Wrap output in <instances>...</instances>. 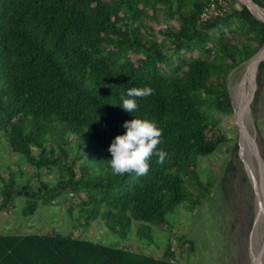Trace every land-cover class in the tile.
<instances>
[{
    "label": "trees",
    "instance_id": "1",
    "mask_svg": "<svg viewBox=\"0 0 264 264\" xmlns=\"http://www.w3.org/2000/svg\"><path fill=\"white\" fill-rule=\"evenodd\" d=\"M209 2L0 0V140L38 175L59 171L34 185L10 169L0 211L18 196L24 215L63 198L73 221L101 219L143 243L179 205L193 211L212 190L199 160L231 140L220 132L234 113L228 77L264 45V22L246 5L232 0L223 15L201 20ZM263 71L264 61L259 91ZM145 86L153 94L136 98L134 113L124 110L121 95ZM135 118L163 130L158 150L167 157L159 164L153 156L144 176L113 175L108 149ZM0 264L183 263L172 244L159 258L56 232L0 234Z\"/></svg>",
    "mask_w": 264,
    "mask_h": 264
},
{
    "label": "rangeland",
    "instance_id": "2",
    "mask_svg": "<svg viewBox=\"0 0 264 264\" xmlns=\"http://www.w3.org/2000/svg\"><path fill=\"white\" fill-rule=\"evenodd\" d=\"M247 63L235 68L229 75V88L233 103L245 98L242 78ZM247 73L246 83H249ZM264 75V71H263ZM258 94V97H257ZM244 96V98L242 97ZM257 97V99H256ZM234 113L223 116L221 133L230 136L228 143L222 144L212 155L201 158L198 170L203 179H210L212 190L196 208L191 211L179 205L169 214L167 226L153 227V241L141 242L134 235L125 241L118 233L110 230L107 224L99 219L89 225L79 224L70 219L66 210V201L61 198L51 204L41 203L33 215H24L22 209L26 198L18 196L15 204L0 211V234H63L73 233L107 245L127 244L131 248L155 257H162L168 244H172L178 261L183 264H252L257 248L264 239V221L256 227L257 206L254 187L248 178L245 163L240 158V133ZM247 128L256 137L264 158V86L256 91L251 104V111L246 119ZM247 159L256 175L258 166L248 149ZM23 155L14 152L0 140V203L1 190L10 178V169L16 173L20 184L28 182L38 185V178L54 180L58 170L52 173L36 170L23 162ZM22 171V173H21ZM259 232V240L254 245V232ZM192 240L194 248L190 249L188 241ZM188 243V244H187ZM256 246V247H255ZM262 264H264V257Z\"/></svg>",
    "mask_w": 264,
    "mask_h": 264
},
{
    "label": "clouds",
    "instance_id": "3",
    "mask_svg": "<svg viewBox=\"0 0 264 264\" xmlns=\"http://www.w3.org/2000/svg\"><path fill=\"white\" fill-rule=\"evenodd\" d=\"M153 91L150 86L128 89L127 98L121 95L123 109L134 113L138 109L136 98H147ZM122 127L127 130L126 133L117 135L108 149L111 153L109 164L113 175L144 176L149 172L153 156L158 157L157 163L165 162L167 153L162 149L158 150L163 130L155 121L135 118L126 121Z\"/></svg>",
    "mask_w": 264,
    "mask_h": 264
},
{
    "label": "water",
    "instance_id": "4",
    "mask_svg": "<svg viewBox=\"0 0 264 264\" xmlns=\"http://www.w3.org/2000/svg\"><path fill=\"white\" fill-rule=\"evenodd\" d=\"M238 1L246 5L249 8V10L260 21L264 22V12L260 10L263 8L255 0H238ZM262 61H264V45L259 49V51H257V53L253 57H251L249 60L244 62L247 63V67L244 76L242 78V87L246 95L242 108L239 111L237 110L235 111V116L240 133V139L242 135H245L251 141L253 147L254 158L258 166L259 182L255 183L254 180L252 182L253 183L252 185L255 191L257 217H258V212H260L262 214V218L264 221V158L261 153L259 144L257 143L256 137L251 134V132L247 128V125L244 122L246 112L249 113L251 111V104L255 98L256 91L258 89L257 75H258L259 65ZM247 73H250V80L248 85L246 83ZM233 106L235 109L236 106L234 103ZM240 139H239V148L241 151ZM240 158L242 159L241 154H240ZM257 217H256V221H257ZM263 257H264V239L261 247L257 248L254 253L252 264H262Z\"/></svg>",
    "mask_w": 264,
    "mask_h": 264
},
{
    "label": "bare ground",
    "instance_id": "5",
    "mask_svg": "<svg viewBox=\"0 0 264 264\" xmlns=\"http://www.w3.org/2000/svg\"><path fill=\"white\" fill-rule=\"evenodd\" d=\"M261 11L264 12L263 9H260ZM249 75V80H250V73L248 74ZM242 97L244 98V96L242 95ZM245 99V98H244ZM244 99L241 98V100H236V109L237 111H239L242 106H243V103H244ZM250 112L247 113L246 112V115H245V119H244V122L246 124V119L247 117L249 116ZM247 125V124H246ZM241 151H240V154L242 156V160L243 162L245 163L246 165V168H247V172H248V175H249V179L251 181V183L255 180V183L259 182V172L258 170L255 168L256 170V175L255 173L253 172V169L247 159V154H246V149H248V151L250 152L251 156H252V159L254 161V154H253V147H252V144H251V141L245 136V135H242L241 136ZM253 184V183H252ZM258 185V184H257ZM258 189V187H257ZM259 192V191H258ZM262 221H263V218H262V214L260 212H258V217H257V225L256 227H260L262 224ZM259 232L255 231L254 232V236H253V242H254V245L256 244V242H258L259 240ZM256 247V246H255Z\"/></svg>",
    "mask_w": 264,
    "mask_h": 264
},
{
    "label": "built area",
    "instance_id": "6",
    "mask_svg": "<svg viewBox=\"0 0 264 264\" xmlns=\"http://www.w3.org/2000/svg\"><path fill=\"white\" fill-rule=\"evenodd\" d=\"M232 0H210L201 14V20L218 17L230 9Z\"/></svg>",
    "mask_w": 264,
    "mask_h": 264
}]
</instances>
